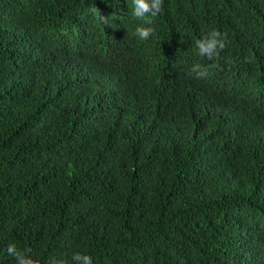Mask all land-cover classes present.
<instances>
[{
  "label": "trees",
  "instance_id": "obj_1",
  "mask_svg": "<svg viewBox=\"0 0 264 264\" xmlns=\"http://www.w3.org/2000/svg\"><path fill=\"white\" fill-rule=\"evenodd\" d=\"M132 11L0 0V264H264V0Z\"/></svg>",
  "mask_w": 264,
  "mask_h": 264
},
{
  "label": "clouds",
  "instance_id": "obj_2",
  "mask_svg": "<svg viewBox=\"0 0 264 264\" xmlns=\"http://www.w3.org/2000/svg\"><path fill=\"white\" fill-rule=\"evenodd\" d=\"M163 4L164 0H132V16L137 20L143 21L142 24L135 28L134 33L141 40H147L154 35L155 28L146 25H152L153 18L158 17L163 12ZM99 20L104 25L109 22V18L101 15L100 12ZM226 42L227 35L213 29L203 34L195 42V47L200 56L206 57L211 62L225 49ZM211 66L213 65L203 66L197 63L191 68V73H194L198 79L204 78L208 75V67ZM6 251L9 256L14 258L15 264H40L39 259L33 257L30 248L21 251L15 243H10ZM47 264H93V260L90 255L78 252L71 256V261L53 256L49 257Z\"/></svg>",
  "mask_w": 264,
  "mask_h": 264
}]
</instances>
